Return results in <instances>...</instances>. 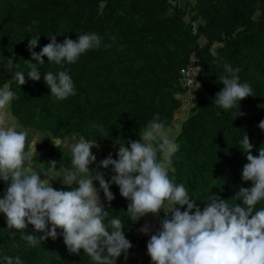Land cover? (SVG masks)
I'll return each instance as SVG.
<instances>
[{"label": "trees", "instance_id": "trees-1", "mask_svg": "<svg viewBox=\"0 0 264 264\" xmlns=\"http://www.w3.org/2000/svg\"><path fill=\"white\" fill-rule=\"evenodd\" d=\"M86 32L97 33L101 44L76 63L61 68L44 57L39 81L20 86L11 79L14 71H24L27 78L31 35L40 34L34 49L39 52L54 34L63 42ZM225 64L239 69L240 82H247L253 94L229 110L214 103L224 87ZM189 68H197L191 87L183 82ZM60 70L69 73L76 93L62 101L55 100L43 79L44 73ZM5 84L19 96L10 107L18 130L33 138L42 135L33 142L44 164L37 163L46 168L45 163L62 160L67 139L76 142L83 136L99 145L127 146L157 113L170 127L184 96L194 94L196 101L175 137L179 150L169 175L185 185L201 209L213 194L230 204L242 203L234 195L251 182L242 180L247 160L239 141L247 133L253 155L264 147V130L258 127L264 119V0H0V88ZM52 184L57 190L67 187ZM6 187L0 180V198ZM128 203L119 194L105 207L109 217L122 220L132 256L147 250L152 232L138 230L145 223L152 228V221H131ZM262 207L264 200L255 206ZM24 232L41 235L31 225ZM9 233L0 213V264L4 255L20 256L23 264H92L83 249L70 254L62 236L33 248L19 231L15 237Z\"/></svg>", "mask_w": 264, "mask_h": 264}, {"label": "clouds", "instance_id": "clouds-1", "mask_svg": "<svg viewBox=\"0 0 264 264\" xmlns=\"http://www.w3.org/2000/svg\"><path fill=\"white\" fill-rule=\"evenodd\" d=\"M27 32L32 33L31 26ZM39 38L40 34L31 35L27 43L31 54V59L26 60L27 78L24 71H14L12 75L11 79L20 86L28 80L41 79L38 65L44 64V57L63 68L65 62L76 63L82 54L101 44V37L95 32L80 34L77 39L65 37L63 42H57L54 34L37 52L34 49ZM238 71L224 65L226 74L220 77L224 87L214 97L215 105L221 109H232L237 101L253 96L251 86L240 82ZM43 79L55 100L76 94L74 82L65 70L46 72ZM14 99L19 96L8 84L0 88V180L7 183L0 198V213L6 218L11 237L19 231L26 246L35 248L48 238L62 236L70 254H79L83 249L92 264H116L122 254L127 260L133 245L126 238L124 224L118 217H109L100 198L102 190L110 206L115 198L110 186L115 184L120 195L129 201L126 213L131 221L164 213L146 243L152 264H264V207L255 208L264 200V147L253 155L254 145L247 133L239 141L247 160L241 176L243 181L251 182V187H240L234 195L242 203L230 204L213 194L201 209L185 185L176 183L175 176L169 173L175 172L171 158L179 145L158 113L139 129V139L127 141V146L120 144L118 158L109 153L95 168L89 166L97 161L92 148H99V144L83 136L71 143V168H62L58 174L67 187L57 190L49 178V174L57 177L56 161H49L47 168L31 170L34 151L27 130H18L11 116ZM94 127L103 131L101 125ZM258 127L264 130V119ZM110 166L114 174L106 180L100 169L108 170ZM30 225L41 235L25 234ZM138 231L148 235L150 225L145 223ZM2 260L4 264H23L20 256L4 255Z\"/></svg>", "mask_w": 264, "mask_h": 264}, {"label": "rangeland", "instance_id": "rangeland-1", "mask_svg": "<svg viewBox=\"0 0 264 264\" xmlns=\"http://www.w3.org/2000/svg\"><path fill=\"white\" fill-rule=\"evenodd\" d=\"M184 101H185V104L182 106L180 111L177 113L174 123L169 127V128H171L172 135H174L175 137L180 132L183 122L188 117L190 107L196 101V96L194 94L190 93L189 95L184 96ZM18 129H19V127H18ZM41 136L42 135H40V134H36V135H34V138H33L28 134V141H29V144L34 151L33 160H35L36 162L43 163L42 159L37 155L36 150L34 148V142L37 141V138H35V137L42 138ZM33 140H34V142H33ZM66 142L71 144V143H74L75 141L69 142L67 139ZM119 147L120 146L99 145V148H97L94 146L92 148V152L97 156V161L94 162V164L90 165L89 167L95 168L96 165L99 163V161L101 159L106 158L109 153H112L114 159L118 158L116 153L118 152ZM45 165H48V164L45 163ZM62 168H71L69 147H66V148L64 147L62 160L60 162L59 161L57 162V165H56L57 177H59V175H58L59 170ZM100 171L103 172L104 174H111V175L114 174L111 172V166L109 167L108 170H104L103 168H101ZM96 187L99 189L98 182H96ZM116 187H117V189H116ZM110 190L113 192L114 197L119 196L120 193H119V188L117 185L112 184L110 186ZM100 198H101L102 203L105 204L107 202V200L103 194L102 195L100 194ZM153 217H155V216H153L151 214L145 216V220L151 219V221H152V226H151L152 228L150 231V232H152V234H154L155 230L159 227V221L157 219H154ZM163 217H164V213H163V211H161L160 216L158 218H159V220H161V219H163ZM119 258L121 260H119L117 262L118 264H123V263L124 264H134V263H136V264H149V263H152L149 255L147 254V250L143 253H140V252L135 253V254L133 253L132 256H128L127 260H125L124 256H120ZM133 259L135 260V262Z\"/></svg>", "mask_w": 264, "mask_h": 264}, {"label": "water", "instance_id": "water-1", "mask_svg": "<svg viewBox=\"0 0 264 264\" xmlns=\"http://www.w3.org/2000/svg\"><path fill=\"white\" fill-rule=\"evenodd\" d=\"M31 166L38 169V170H41V167L43 168H46L44 166H42L41 164L37 163L36 161L32 160L31 162ZM49 178L56 184L58 185H61V186H66L65 183L59 178V177H54L52 176L51 174H49ZM104 178L106 180H110L111 179V174H104ZM171 216V213H169V218Z\"/></svg>", "mask_w": 264, "mask_h": 264}, {"label": "built area", "instance_id": "built-area-1", "mask_svg": "<svg viewBox=\"0 0 264 264\" xmlns=\"http://www.w3.org/2000/svg\"><path fill=\"white\" fill-rule=\"evenodd\" d=\"M195 72H197V68H189L185 73V76L183 77V82L186 86H192V83L194 81V76L193 74H195ZM182 211V210H181Z\"/></svg>", "mask_w": 264, "mask_h": 264}]
</instances>
